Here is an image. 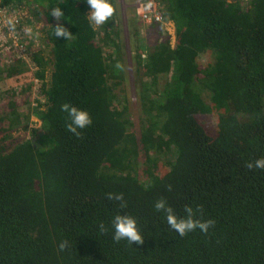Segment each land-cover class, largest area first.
Returning a JSON list of instances; mask_svg holds the SVG:
<instances>
[{"label": "trees", "instance_id": "trees-1", "mask_svg": "<svg viewBox=\"0 0 264 264\" xmlns=\"http://www.w3.org/2000/svg\"><path fill=\"white\" fill-rule=\"evenodd\" d=\"M154 1L163 21L147 27L158 36L130 49L135 128L127 96L115 93L125 80L115 65L126 61L115 13L97 29L86 0H1L30 6L42 23L24 40L27 58L0 68L7 78L34 69L40 82L31 113L13 101L0 110V264H264V170L246 167L264 157V0ZM57 24L69 40L56 37ZM64 103L92 118L80 137L66 129ZM31 114L39 127L16 139ZM161 197L178 217L201 206L197 218L214 226L179 236L154 208ZM117 214L136 219L142 244L113 240Z\"/></svg>", "mask_w": 264, "mask_h": 264}, {"label": "rangeland", "instance_id": "rangeland-1", "mask_svg": "<svg viewBox=\"0 0 264 264\" xmlns=\"http://www.w3.org/2000/svg\"><path fill=\"white\" fill-rule=\"evenodd\" d=\"M114 1V7H115V20L116 24L115 27L118 31V35L120 34L119 40L121 43L120 45L123 46L124 50L126 51V61L125 65L123 66V69H125V80L119 84V86L115 87V93L117 94L118 98L122 101L127 96V105L129 106V111L132 117L133 124L135 128H138L139 122H140V108L138 105L137 100V94L135 90V74L133 70V63L130 61V49L131 45L135 42V44L139 43L137 40L139 37L144 43L152 44L153 39L158 36L157 32H149L147 27V23L140 17L139 14V4L140 2L145 5V3L148 0H113ZM246 1V0H244ZM157 4L156 2L152 1ZM19 8L20 11H17L16 9ZM7 13L10 16L11 21H16L17 19L20 21L21 25L20 27L15 28L12 30L19 32V41H21L22 48L20 50H17L15 48L14 50H9V59L8 61L3 60L5 56H0V68L3 67V65L9 63L11 60H14L18 55H21L23 58H27V55H25V48L27 46V42L24 41V38L27 37L30 39V35L32 36L31 32L33 30L39 29L41 26V21L36 19L37 17L33 14V9L30 8L28 5L21 6V4L17 3H11L10 5H7L5 7ZM91 9H89L90 13ZM7 16V17H9ZM33 20L32 24H26V21ZM165 30H168L170 34V39L173 42L174 41V29L173 25L170 22L164 23ZM97 29H99L100 26H95ZM135 29L138 31V35L134 33ZM100 34L102 32L100 31ZM161 36V37H160ZM163 33L159 35V39H162ZM23 41V43H22ZM43 42V39L39 41V44L36 42L34 44L35 48H38L40 46V43ZM21 47V46H20ZM25 47V48H24ZM104 49H107L104 47ZM8 51V50H7ZM6 51V52H7ZM46 54L48 55L49 50L46 49ZM212 55L209 52H206L202 54L199 58L200 63L205 64L207 61L211 60ZM123 65V64H122ZM33 70L29 69V71L25 72L24 74L17 75L11 78H7L6 76L0 77V110H5L7 108V104L10 101L16 102L18 105V111L21 113H31L34 109V106L37 103V88L40 82L36 80L33 77ZM49 70L50 67L47 68V78L49 76ZM28 86L32 87L31 91L28 90ZM125 92H123V90ZM27 92L31 94L29 99L25 97V94ZM28 95V94H27ZM26 95V96H27ZM210 121H207L209 123H213L215 120L214 116H209ZM40 122L35 117V115L31 114L30 120L28 121V131L24 129H19L15 131L14 135L16 139H22L25 137H29V132L32 128L39 127ZM208 127H211L208 125ZM138 167L140 171L146 168L145 166V160L143 158H139Z\"/></svg>", "mask_w": 264, "mask_h": 264}, {"label": "clouds", "instance_id": "clouds-1", "mask_svg": "<svg viewBox=\"0 0 264 264\" xmlns=\"http://www.w3.org/2000/svg\"><path fill=\"white\" fill-rule=\"evenodd\" d=\"M87 4L90 6V13L87 15L90 23L95 26H100L105 24L115 13V8L110 0H86ZM57 21H59L64 13L60 7H54L51 12ZM56 37H63L69 40L72 34L62 25L57 24L55 26ZM119 70L123 68L119 62L115 65ZM61 111L67 113L66 129L76 135L81 136L79 129H86L92 124V118L86 110L79 109L68 103L61 105ZM246 167L249 170L260 169L264 170V157L255 159L252 162H248ZM171 190V186H169ZM107 199L110 201L119 202L120 208L127 207L124 194L123 193H107ZM154 208L157 212L162 213L166 218L169 227L174 230L179 236L184 237L188 233L196 231L199 229L201 232L207 234L209 229L214 226L215 221L212 219L201 220L197 218L198 213H202V207L197 206L195 209L190 205H185L183 217H178L174 209L168 205L165 198L161 197L155 201ZM112 238L116 243L120 241H127L130 244H142L144 238L142 237L140 231L137 227V221L134 217L127 214H117L112 219ZM99 231L101 233H106L108 228L103 222L98 225ZM59 249L64 251L69 248V242L67 240H62L59 245Z\"/></svg>", "mask_w": 264, "mask_h": 264}, {"label": "built area", "instance_id": "built-area-1", "mask_svg": "<svg viewBox=\"0 0 264 264\" xmlns=\"http://www.w3.org/2000/svg\"><path fill=\"white\" fill-rule=\"evenodd\" d=\"M152 1L154 0H148L145 3V5L140 2L138 8L140 17L147 24L151 23L152 21H160V22L163 21L162 15L157 9V4L155 5V3H153ZM137 5H138V0H137ZM6 6L7 5L1 6V0H0V56L6 55L5 57H3L5 58L3 62L8 61L10 54L9 50L11 51L14 50L15 48H17V50H20V48H22V44L19 42V32L18 31L12 32V30L14 29H12L11 27L13 24H18L17 27H20L21 23L19 22L18 19L16 21L10 20V16L5 9ZM25 39L26 37L24 38V40Z\"/></svg>", "mask_w": 264, "mask_h": 264}]
</instances>
